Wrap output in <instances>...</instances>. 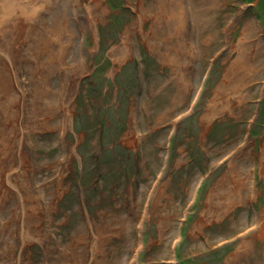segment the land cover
<instances>
[{
  "label": "rangeland",
  "instance_id": "374dc122",
  "mask_svg": "<svg viewBox=\"0 0 264 264\" xmlns=\"http://www.w3.org/2000/svg\"><path fill=\"white\" fill-rule=\"evenodd\" d=\"M153 8L0 1V81L10 93L0 92V166L10 167L0 171V264H227L241 225L259 215L240 234L250 239L263 224L264 0H219L213 32L191 42L194 70L189 57L172 71L163 40L152 46L165 29ZM240 38L259 83L232 115L204 124ZM228 179L247 189L212 216L207 196L221 201ZM236 264H264V239Z\"/></svg>",
  "mask_w": 264,
  "mask_h": 264
},
{
  "label": "bare ground",
  "instance_id": "6f19581e",
  "mask_svg": "<svg viewBox=\"0 0 264 264\" xmlns=\"http://www.w3.org/2000/svg\"><path fill=\"white\" fill-rule=\"evenodd\" d=\"M1 2L3 0H0ZM219 0H190L189 5L187 0H153V9L156 14L162 15V20L164 23V28L158 34L153 35L152 46L157 49V41L163 40L162 54L163 61L168 62L173 68L172 71L181 64L182 61L187 60L191 52V42L196 39L197 44H201L198 36L204 33L213 32L212 23V13L217 7ZM58 16V14H54ZM59 16L63 17V13ZM63 19V18H56ZM195 32V33H194ZM153 34L154 32H150ZM249 33L246 29L243 31L242 35L245 36ZM17 38V33L13 32V37L8 41V45L3 47L2 50L11 53L14 50L12 46ZM174 39L173 44H170L171 39ZM189 41L186 43V41ZM53 43V40L46 41V45ZM259 45V44H258ZM236 51V57L230 66L226 69L223 74L221 82L216 86L212 98L208 101L205 108L202 122L204 124L209 123L214 117H220L225 114L232 115L233 109L236 103L243 104L252 95L251 91L255 88L260 79L261 70L254 65L253 60L248 57L247 47L242 43V38H240L234 48ZM129 52L127 48L120 49L119 53L121 55H126ZM193 59V58H192ZM190 62L189 68H192L191 57L188 59ZM191 70V71H192ZM189 81H181L182 87H186ZM9 86L5 85V81H0V92H8ZM7 105H11L7 103ZM8 125L12 129H16L18 119L17 115L13 121H10L7 117ZM204 130L206 125H203ZM16 138V136H15ZM9 141L14 139L13 135H9L7 138ZM12 166V164H11ZM8 168V165L0 166V171L3 173ZM4 179V174L1 176ZM264 177V176H263ZM244 179L236 180H224L222 185L218 187L221 191L217 193L221 201H213L215 191L212 190L207 196L205 204V212H211L212 216L220 215L225 216L226 211L231 212L241 199V192L247 189ZM247 198L251 197L252 189L249 187L246 192ZM238 202V203H237ZM261 214L264 216V207L261 210ZM259 215L253 217L252 221L245 222L241 225L240 229L242 232L235 235V238H239L240 242L237 247L239 251L228 258L227 264H236L237 262H242L244 258L252 251L254 247L255 240L264 239V222L261 224L256 232L250 239H245L240 234L245 237L249 235V232L256 228L258 224ZM232 232L229 235H231Z\"/></svg>",
  "mask_w": 264,
  "mask_h": 264
}]
</instances>
